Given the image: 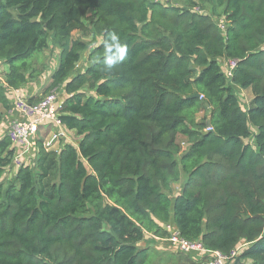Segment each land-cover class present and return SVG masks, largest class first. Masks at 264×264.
<instances>
[{
    "label": "trees",
    "instance_id": "16d2710c",
    "mask_svg": "<svg viewBox=\"0 0 264 264\" xmlns=\"http://www.w3.org/2000/svg\"><path fill=\"white\" fill-rule=\"evenodd\" d=\"M181 3L0 0V107L48 71L33 62L51 44L45 93L63 90L60 125L81 138L57 151L37 141L8 182L0 140V264H158L138 244L171 221L208 251L245 244L232 264H264V0ZM89 12L92 40L72 39ZM222 59L238 61L231 79ZM233 87L251 91L246 108Z\"/></svg>",
    "mask_w": 264,
    "mask_h": 264
},
{
    "label": "built area",
    "instance_id": "2783aa9c",
    "mask_svg": "<svg viewBox=\"0 0 264 264\" xmlns=\"http://www.w3.org/2000/svg\"><path fill=\"white\" fill-rule=\"evenodd\" d=\"M222 27H224L223 24ZM237 63L238 61L235 59L226 61L223 71L227 79L232 78ZM57 92L58 89H54L32 99V96H29L28 91L25 90V86L6 91L9 109L5 113L7 115V126L4 128L3 137L8 138L11 143L13 149L11 166L15 168L14 170L22 167L24 160H27V156L34 151L33 140L42 127L61 126L60 117L62 112L60 110L67 95L64 93L66 96L61 97ZM164 229L170 233L168 244L174 251L188 256L202 255L204 259L198 260L199 262L195 260L193 261L194 264H232L238 256L239 249L245 245L241 244L227 255H224L218 251L206 250L198 240L188 241L183 239L170 225L165 226Z\"/></svg>",
    "mask_w": 264,
    "mask_h": 264
},
{
    "label": "rangeland",
    "instance_id": "374dc122",
    "mask_svg": "<svg viewBox=\"0 0 264 264\" xmlns=\"http://www.w3.org/2000/svg\"><path fill=\"white\" fill-rule=\"evenodd\" d=\"M162 3H167L168 5L176 6V7H183V3H181V0H160ZM206 12V11H205ZM210 13V12H208ZM92 13L89 12L87 17L82 20L80 24L75 26L71 32V38L72 39H81L85 42H90L92 40L91 36V25L90 20L92 18ZM220 17H215L213 20L217 23L219 26V29L224 31V27H222V21L219 19ZM222 27V28H220ZM39 59H36L33 62V65L35 66L36 70L40 71L44 68V66L47 69H52V67L56 68V64L59 60V52L56 48H54L51 44L49 47L42 52V54L39 55ZM89 62L87 61L86 55H84L81 62L78 64L77 71L76 72H83L85 71L86 67ZM6 66L1 63L0 64V79L3 78L4 72L6 71ZM43 74L40 79L44 80ZM49 78L44 82V84H39V90L37 91V98L39 95H43L45 93L46 88L48 87ZM234 92L236 96L238 97L242 108H246L252 98L251 91L248 90H242L239 87H233ZM83 92L86 94L90 93L86 88L83 89ZM57 94L61 97H65L62 89H58ZM6 113V112H5ZM9 116V115H8ZM204 116L203 111H200L196 114L195 118L196 121H199ZM3 133V132H2ZM4 134V133H3ZM81 138H79L76 134H74V131H68L63 126H50L48 128H43L38 133L37 137L33 140L34 144V151L31 152L27 156V160H24L23 165H30L32 162L36 161L35 153H36V143L37 141H41L43 143L44 148L47 151H57L60 149L63 145L69 144L71 146L77 147L78 142ZM177 142L180 146V152H183L190 142L189 139L179 135L177 138ZM34 160V161H32ZM32 161V162H31ZM33 164V163H32ZM31 164V165H32ZM30 165V166H31ZM15 168H12L11 170L5 171L3 174L4 181L8 182L11 179L15 178ZM184 177L178 182L172 184V198L174 199L176 195L180 193L182 184H183ZM170 226H172L171 223H169ZM164 229H161L157 234H147L146 238L138 244L139 248H152L155 249L157 252V259L153 263L158 264H188L193 261L203 260L202 255L198 256H191V259L185 260L184 256L181 254H178L176 251H174L168 244V237H170V233L164 232ZM187 256V255H186ZM170 257L171 259H168ZM190 257V256H189ZM199 262V261H198Z\"/></svg>",
    "mask_w": 264,
    "mask_h": 264
},
{
    "label": "crops",
    "instance_id": "0c3cea01",
    "mask_svg": "<svg viewBox=\"0 0 264 264\" xmlns=\"http://www.w3.org/2000/svg\"><path fill=\"white\" fill-rule=\"evenodd\" d=\"M223 60H220L219 63L223 65ZM54 70V67H52V69H48V71H46V75L44 76V80L38 79L36 82L34 83H27L25 85V90L28 91L29 96H32V99L37 98V91L39 90L40 85L39 84H44V82L49 78V82L47 85L50 84L51 82V73ZM44 73V74H45ZM0 114L2 115V119H1V123H0V140L3 138L4 136V128L7 126V115H5V111L3 108L0 107ZM3 132V133H2ZM171 224L173 225V222L171 221ZM174 226V225H173ZM162 227V226H161Z\"/></svg>",
    "mask_w": 264,
    "mask_h": 264
},
{
    "label": "clouds",
    "instance_id": "9594fccd",
    "mask_svg": "<svg viewBox=\"0 0 264 264\" xmlns=\"http://www.w3.org/2000/svg\"><path fill=\"white\" fill-rule=\"evenodd\" d=\"M226 59H224L223 60V65H222V63L220 64L221 65V67H222V69H224V67H225V63H226ZM111 64H112V61L111 60H109L108 61V65H109V67H111ZM200 98V97H199ZM167 225H169V224H166V225H162V227H161V229H164L165 228V226H167ZM174 225V224H173ZM171 226V228L172 229H174L175 231H176V228H175V226ZM164 232H167V234H168V231H166L165 229L163 230ZM179 254V253H178ZM183 255V254H182Z\"/></svg>",
    "mask_w": 264,
    "mask_h": 264
},
{
    "label": "water",
    "instance_id": "95a60500",
    "mask_svg": "<svg viewBox=\"0 0 264 264\" xmlns=\"http://www.w3.org/2000/svg\"><path fill=\"white\" fill-rule=\"evenodd\" d=\"M200 97V95H198V94H194V95H192V96H190V97H188V98H199ZM207 127H209V120L207 119Z\"/></svg>",
    "mask_w": 264,
    "mask_h": 264
}]
</instances>
